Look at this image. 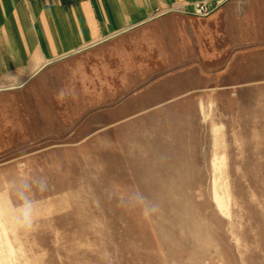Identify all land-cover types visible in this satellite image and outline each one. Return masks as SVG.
I'll list each match as a JSON object with an SVG mask.
<instances>
[{
  "label": "rangeland",
  "instance_id": "obj_1",
  "mask_svg": "<svg viewBox=\"0 0 264 264\" xmlns=\"http://www.w3.org/2000/svg\"><path fill=\"white\" fill-rule=\"evenodd\" d=\"M220 5L0 89V264H264V3Z\"/></svg>",
  "mask_w": 264,
  "mask_h": 264
},
{
  "label": "crops",
  "instance_id": "obj_2",
  "mask_svg": "<svg viewBox=\"0 0 264 264\" xmlns=\"http://www.w3.org/2000/svg\"><path fill=\"white\" fill-rule=\"evenodd\" d=\"M199 0H0V89L50 63ZM222 7L264 0H218Z\"/></svg>",
  "mask_w": 264,
  "mask_h": 264
},
{
  "label": "built area",
  "instance_id": "obj_3",
  "mask_svg": "<svg viewBox=\"0 0 264 264\" xmlns=\"http://www.w3.org/2000/svg\"><path fill=\"white\" fill-rule=\"evenodd\" d=\"M220 4L221 2L218 0H199L193 4L189 11L183 12H189L197 16H205L215 10Z\"/></svg>",
  "mask_w": 264,
  "mask_h": 264
}]
</instances>
